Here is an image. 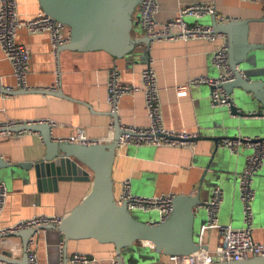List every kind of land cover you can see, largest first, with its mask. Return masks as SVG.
I'll use <instances>...</instances> for the list:
<instances>
[{
	"label": "crops",
	"instance_id": "crops-1",
	"mask_svg": "<svg viewBox=\"0 0 264 264\" xmlns=\"http://www.w3.org/2000/svg\"><path fill=\"white\" fill-rule=\"evenodd\" d=\"M20 19H30L41 10L38 0H16ZM157 20L166 23L175 18L180 8L192 4L213 5L218 15L229 20H249V43L264 46V2L242 0H157ZM137 14V12H136ZM210 16L196 20L184 17L188 24L209 25ZM17 42L30 54L28 85L34 89L61 90L68 99L28 94L7 96L0 93V122H52L51 137L55 140L71 136L82 129L94 141L109 143L115 134L114 119L107 103V74L115 67L121 81L140 85V74L149 64L156 75L161 121L167 129L198 132L200 137L192 148H169L125 145L118 147L112 169L113 189L119 191L122 181L129 180L130 194L143 198L165 195L200 194L203 203L209 201L213 188L222 191L218 225L241 229L244 227L242 204L239 197V175L250 151L241 149L237 157L205 138L217 136L215 115L211 109L209 89L205 85L190 88L184 95H176L174 87L190 79L203 76L217 78L219 72L212 63V54L222 42L205 40L152 41L147 56L133 64L114 60L107 53L62 51L54 55L47 35H29L20 31ZM255 68L264 71V51L259 53ZM0 81L3 87L16 89L13 71L0 50ZM120 127L144 128L149 125L144 95L125 96L118 103ZM45 152L41 135L25 131L18 135H0V156L8 163H28ZM213 172L203 179L205 166L211 157ZM208 173V172H207ZM0 180L7 191L6 203L0 214V229L37 215L63 217L85 196L89 183H60L57 192L38 191L32 172L17 169L0 171ZM255 196L252 202V236L264 244V162L252 179ZM115 195V194H114ZM152 222L158 221L157 211ZM206 212L195 210L194 229L206 225ZM4 236V234H0ZM10 236V235H9ZM5 237V236H4ZM204 243L214 248L216 231L207 230ZM63 239L56 231L45 230L30 238L28 250L36 255L38 264H59L63 258ZM22 239L7 237L0 241V254H10L12 260L22 259ZM82 253L97 260L93 264H110L116 259L111 245L91 242L71 243L67 257ZM0 264H8L0 261Z\"/></svg>",
	"mask_w": 264,
	"mask_h": 264
},
{
	"label": "water",
	"instance_id": "water-1",
	"mask_svg": "<svg viewBox=\"0 0 264 264\" xmlns=\"http://www.w3.org/2000/svg\"><path fill=\"white\" fill-rule=\"evenodd\" d=\"M143 0H38L41 10L53 20L67 27L69 40L60 46L62 51L86 53L102 51L112 59L133 64L143 60L154 39L143 34L136 14ZM264 2V0H262ZM215 33L226 37L231 80L222 84L228 97L224 106L210 107L215 115L214 129L217 136L205 138L215 144L214 153L223 140H239L243 144L264 142V71L255 68L259 53L264 46L248 41L249 20H230L220 23L210 18ZM209 94L212 88L208 87ZM0 93L9 96L36 94L68 99L61 90L29 89ZM111 114V113H110ZM114 119L115 134L109 143L77 145L59 143L51 137L48 124L18 126L11 132L30 131L41 135L44 154L28 163H7L0 160V171L17 169L32 172L38 191L57 192L60 183L85 182L89 189L81 201L65 214L57 226L47 230L56 231L63 239L64 264L67 263V246L71 243L91 242L100 246L111 245L119 264L122 254L137 256L135 244L149 243L154 252L164 256H187L206 249L195 238V210L204 209L200 194L195 196L175 195L172 210L162 222L135 219L126 206L118 205L114 197L112 169L122 135L119 119ZM200 139H202L200 137ZM222 147V146H221ZM225 149V148H224ZM252 153L251 148L239 151ZM227 150V149H226ZM249 150V151H248ZM228 151V150H227ZM229 152V151H228ZM212 160L205 166L203 179L212 169ZM208 172V173H207ZM38 230L25 229L3 238L22 239V259L12 260L10 254H0V261L8 264H28L27 250L31 237ZM143 246V245H142ZM145 247V246H144ZM213 264H264V257L253 256L240 262H215Z\"/></svg>",
	"mask_w": 264,
	"mask_h": 264
},
{
	"label": "built area",
	"instance_id": "built-area-1",
	"mask_svg": "<svg viewBox=\"0 0 264 264\" xmlns=\"http://www.w3.org/2000/svg\"><path fill=\"white\" fill-rule=\"evenodd\" d=\"M254 2L255 0H242ZM139 18V26L143 34L157 41L161 40H205L207 42H222L216 47L212 54V63L218 70L217 78L195 77L183 85H177L173 89L176 95H184L190 88L205 85L212 88L209 94L211 107L224 106L228 97L225 94L222 84L229 82L232 73L228 61V44L226 37L215 33L208 25L198 23L188 24L184 17L192 16L196 20L203 17H214L217 22L226 23L230 21L218 15L213 5L192 4L179 9L174 19L160 23L157 20L159 5L157 0H143L136 9ZM25 31L29 35L44 34L49 38L52 53L57 55V49L66 44L69 40L67 27L59 23L42 10L30 19H20L17 13L16 0H0V50L10 64L16 83V89H32L27 82L30 71L29 51L17 42V35ZM0 87L1 85L0 81ZM107 103L111 108V114H117L118 103L125 96H134L141 92L144 95L145 110L149 119V125L144 128L120 127L122 135L119 138L118 147L125 145L154 146L169 148H192L200 137L198 132L186 130L173 131L165 128L161 121V107L159 103L156 75L148 64L140 74V85L126 84L121 81L119 72L112 67L107 74ZM12 91L10 87H3ZM46 123L49 126L52 122H22L10 120L0 122V135H11V129L18 126ZM25 131L17 132L18 135ZM59 143L77 145H93L103 143L89 139L82 129L64 139L55 140ZM220 145L231 154H237L240 148H251L252 153L246 158L243 171L239 175V197L242 204L244 227L232 229L218 225L217 214L222 199L220 188H213L209 201L204 204L207 216L206 225L202 226L199 233V244L205 245L206 249L187 256H164L158 264H213L215 262H240L242 260L256 257H264V244L257 243L252 236V202L255 192L252 189V179L258 174L264 162V142L256 144H243L239 140H223ZM0 160L3 157L0 156ZM7 162V161H5ZM8 163V162H7ZM129 180L121 182L119 191L115 197L118 205L126 206L128 211L150 212L157 211L158 221H164L172 210V199L174 195H165L156 198H143L133 196L129 191ZM7 191L4 183L0 180V214L6 203ZM63 217L37 215L18 221L11 227L0 229V234L10 235L25 229H35L38 232L47 230L49 226H57ZM207 230L217 232L218 241L214 248L204 243V234ZM143 246L153 250L149 243H142ZM28 264H38L36 255L27 250ZM97 260L89 255L73 253L67 257L66 264H93ZM59 264H64V257L60 258ZM110 264H119L117 259H112Z\"/></svg>",
	"mask_w": 264,
	"mask_h": 264
},
{
	"label": "rangeland",
	"instance_id": "rangeland-1",
	"mask_svg": "<svg viewBox=\"0 0 264 264\" xmlns=\"http://www.w3.org/2000/svg\"><path fill=\"white\" fill-rule=\"evenodd\" d=\"M129 212L135 219H142L144 221L154 219V215L152 214V212L144 213L137 210ZM156 219H158V216L156 217ZM194 231L195 238L197 241H199L200 230L197 232V229L195 228ZM135 248L137 249L136 253L138 257H133L130 255L127 256L126 253H123L121 256L123 264H158L162 260V257L159 254L154 252V250L142 246L141 243L135 244Z\"/></svg>",
	"mask_w": 264,
	"mask_h": 264
},
{
	"label": "trees",
	"instance_id": "trees-1",
	"mask_svg": "<svg viewBox=\"0 0 264 264\" xmlns=\"http://www.w3.org/2000/svg\"><path fill=\"white\" fill-rule=\"evenodd\" d=\"M117 192H118V190H117V191H115V192H114V194L116 195V194H117Z\"/></svg>",
	"mask_w": 264,
	"mask_h": 264
}]
</instances>
